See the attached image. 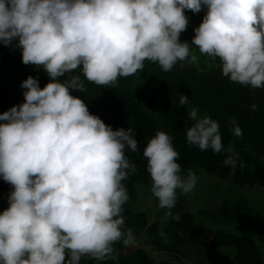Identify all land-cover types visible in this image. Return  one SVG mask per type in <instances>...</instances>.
Returning <instances> with one entry per match:
<instances>
[{
    "label": "clouds",
    "instance_id": "9594fccd",
    "mask_svg": "<svg viewBox=\"0 0 264 264\" xmlns=\"http://www.w3.org/2000/svg\"><path fill=\"white\" fill-rule=\"evenodd\" d=\"M203 6L192 44L182 42L185 10ZM0 41H15L22 62L42 66L49 77L41 88L28 76L21 83L24 102L0 113V177L13 186L0 212V264L103 260L116 241L131 239V230L122 228L129 200L122 181L136 171L125 155V149L140 150L135 131L113 130L91 114L72 94L86 90L80 75L61 82L65 73L80 67L89 82L114 86L142 70L145 60L165 72L177 62H196L189 47L195 45L219 58L232 82L264 88V0H0ZM179 102L188 96L181 93ZM188 117L194 121L186 130L189 145L224 150L217 121L196 107ZM143 156L156 206L170 216L178 191L191 192L197 177L181 174L179 153L164 131L150 138Z\"/></svg>",
    "mask_w": 264,
    "mask_h": 264
},
{
    "label": "trees",
    "instance_id": "16d2710c",
    "mask_svg": "<svg viewBox=\"0 0 264 264\" xmlns=\"http://www.w3.org/2000/svg\"><path fill=\"white\" fill-rule=\"evenodd\" d=\"M202 8L207 11L206 6ZM191 13V10H185L187 18ZM8 47L10 51L7 53L22 61L21 51L15 47V41L11 45H4L2 49L8 50ZM204 55L209 61L206 69L198 71L184 67L185 73H167L158 63L149 61L146 65L145 60L146 70L119 77L114 86L89 82L80 67L59 79L63 82L70 75H80L86 90L72 94L84 100L89 112L100 117L113 130L131 127L135 131L140 150L133 152L125 149V155L135 164L136 171L129 172L128 177L122 181L129 195L121 213L124 219L122 228L130 229L131 237L146 235L151 250H167L186 258L191 257L192 252L198 264H264L262 248L255 238L222 228L213 230L199 223L182 193L178 192L180 202L171 210L170 216H165L167 210L163 209L161 217L151 221L145 212L129 208V201L136 195L138 185L152 180L147 171V158L143 156V149L157 131H164L171 136L173 147L179 153L177 162L181 166L182 175H187L189 171H200L221 181L231 177L241 188L264 187V164L260 161L264 160V88L254 89L232 82L222 75L219 58ZM23 66L22 80L28 76L37 78L41 88L49 82L42 66L37 68L24 63ZM186 77L190 79L188 83ZM181 93L188 96V102L183 105L179 102ZM253 104L256 105L255 109L251 107ZM191 107L199 108L203 115L218 122L224 150L214 152L209 148L202 151L198 146L187 143L186 130L194 123L188 117ZM233 120L241 128V136L233 134ZM229 157L233 162L225 164ZM236 203L239 204L235 201L225 208L228 214H233L232 218L237 217L240 210ZM176 215L179 219L173 218ZM127 245L128 242L120 240L112 247L123 250ZM228 253L232 255L231 260H228ZM80 264L151 262L148 255L138 249L126 257L113 251L103 260L82 256Z\"/></svg>",
    "mask_w": 264,
    "mask_h": 264
},
{
    "label": "rangeland",
    "instance_id": "374dc122",
    "mask_svg": "<svg viewBox=\"0 0 264 264\" xmlns=\"http://www.w3.org/2000/svg\"><path fill=\"white\" fill-rule=\"evenodd\" d=\"M205 14L206 10L202 8L201 11L193 12L189 15L186 29L181 32L179 37L182 42L192 44V38L195 35L194 29L202 22ZM189 47L190 54L197 57L196 62H177L167 73H182L185 71L184 67L190 70L196 69L201 71L209 66V61L206 56L201 54L195 45H190ZM5 51L9 52L10 47ZM148 62L149 61L146 60L145 64L147 65ZM145 64L143 69L146 67ZM154 70L156 71V69ZM185 80L186 83L190 81L188 77H186ZM22 81L20 75L14 73L0 76V113L7 111V109H10L14 105H19L24 102L23 92L25 89L21 87ZM181 81L184 83L183 79H181ZM192 108L193 107L190 108V111ZM197 109L199 114L203 116V112L199 108ZM260 161L264 164L263 159H260ZM234 171L232 173H234ZM193 173H195L197 177V183L191 192L186 194L182 193V195L184 196V200L189 202L187 205L194 213L196 221L207 227H211L213 230L222 228L242 236L255 238L262 248V256L264 259V187L252 186L241 188L231 177L225 181H221L217 180L216 177L208 176L200 171H193ZM151 185L152 180L148 183L138 185L136 195L129 201V208L133 211L145 212L152 221L161 217L160 212L163 209L156 206L157 199L152 195ZM7 190L8 188L5 184L0 187V199L4 200L3 209H6L7 206ZM235 201L239 202V204H236H238L240 210L237 217L232 218L233 214H228L225 208L231 203L234 204ZM178 202H180L179 196H177L175 207H177ZM147 242L148 237L142 234L138 237H131V239L128 240V245H141L151 250L150 244H147ZM151 251L153 257L160 263L191 264L193 261V259L192 261L180 259L178 255L164 251ZM193 255L194 253L191 252L192 257Z\"/></svg>",
    "mask_w": 264,
    "mask_h": 264
},
{
    "label": "flooded vegetation",
    "instance_id": "af4514ba",
    "mask_svg": "<svg viewBox=\"0 0 264 264\" xmlns=\"http://www.w3.org/2000/svg\"><path fill=\"white\" fill-rule=\"evenodd\" d=\"M4 45L5 44L1 41V44H0V76L4 75V74L14 73V74L20 75V77H21V72H22V70H24L23 62L18 61L17 60L18 57L11 55V54L7 53L5 50H3L2 48L4 47ZM12 60H14V61H12ZM0 123H4V121H0ZM4 184L8 188V190H7L8 191L7 198H8L10 192L13 190V186L11 184H9L8 182L4 181L2 177H0V187ZM3 201H4L3 199H0V212L5 210L2 208V206L4 205ZM6 204H7V206H6V208H7L9 206V202L6 201ZM227 251L229 252V250H227ZM151 252H152L151 250H148L149 255L145 252L149 257L151 264H165V263L158 262L153 257V254H151ZM164 252L178 255L180 259H184V260L187 259L188 261H192V259H193L191 264H198L196 261V258L194 257L195 255H193V257L191 256V259H190V256L188 258H186L185 256H183L182 254H179V253L169 252L167 250H165ZM228 255H229L228 260H231L232 255L230 253H228Z\"/></svg>",
    "mask_w": 264,
    "mask_h": 264
},
{
    "label": "water",
    "instance_id": "95a60500",
    "mask_svg": "<svg viewBox=\"0 0 264 264\" xmlns=\"http://www.w3.org/2000/svg\"><path fill=\"white\" fill-rule=\"evenodd\" d=\"M0 44H1V41H0ZM112 248H113V251L117 252L119 255H121L123 257L131 255L133 252H135L138 249L143 250L144 252H146L149 255L148 249L144 246H141V245H135V244L134 245H127L123 250H121L117 247H112Z\"/></svg>",
    "mask_w": 264,
    "mask_h": 264
}]
</instances>
